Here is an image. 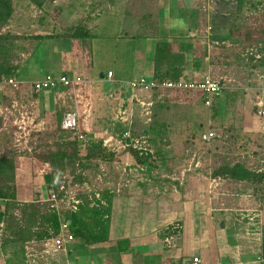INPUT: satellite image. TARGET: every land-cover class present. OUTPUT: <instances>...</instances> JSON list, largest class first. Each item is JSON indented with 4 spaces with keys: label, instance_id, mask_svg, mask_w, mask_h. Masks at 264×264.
<instances>
[{
    "label": "crops",
    "instance_id": "obj_1",
    "mask_svg": "<svg viewBox=\"0 0 264 264\" xmlns=\"http://www.w3.org/2000/svg\"><path fill=\"white\" fill-rule=\"evenodd\" d=\"M218 2H213V0H176V3L171 6L168 0H90L88 2L84 0H47L44 7L40 9L37 3L32 0H13L14 13L7 26V31L16 36L28 37L27 39L15 40L17 46L20 45L27 49V52L22 54V62H20L23 66L22 74L26 75L20 79L22 83L20 91L22 86L32 87L34 81L51 75L48 71H44L45 74L35 72L33 65H41L45 69L53 70L55 65L51 60L46 59L47 56L52 54V50L61 54L63 51L70 50L74 41L78 40L80 42L81 39L69 36L68 29L78 25L81 21H85L88 27L91 26L93 17L90 16L91 13L87 12L94 9L99 11V20L102 25L116 26L117 29L114 32H117V38L126 40L127 44L124 43V47L119 50L120 55L116 53L111 44L105 43L106 48L102 53L112 47L108 55L110 60L105 61V67H95V54L91 52L90 60L75 61L65 71L56 73V76L53 74L51 76L55 78L67 76L71 79L81 77L84 82V76H82L84 73H80L79 67L86 68V65H88L89 67L86 69L92 68L94 71L86 72V80L95 81V83L100 81L109 82L115 86L114 91L109 96L113 97V100L105 99L108 108L112 105L109 113L111 115L114 113V120L119 110L131 111L133 114L134 104L143 117H149L148 112L153 103L152 93L138 94L136 92L133 94L128 88L124 87V83L126 82L128 87L131 81L140 77L150 79L157 44L167 38L172 39L173 43H170L173 50L187 54L189 64L186 68L184 80H187L186 78L191 75L198 81L200 77L202 79L207 75L209 70L200 77L194 74L202 71L199 68H194V60L198 61L200 57L206 58L204 52L199 48L203 45L211 47L210 37L212 32L210 31L212 29L220 30L212 23V18L218 15V11L215 13L211 11L212 4L216 6ZM119 23L120 28L118 30ZM181 26L188 27V29L182 30L180 29ZM192 26L195 29L189 30ZM128 35L133 37L125 38ZM36 37L45 38L39 39ZM209 56L208 51L207 57ZM125 64H127L128 69H125ZM71 68L73 71H70ZM137 71L146 75L136 77L135 72ZM110 72L112 73L111 78L108 75ZM6 79L8 78L4 80ZM16 80L19 81V79ZM28 80L33 81V83ZM8 85L0 84L2 104L3 101L5 102V96L7 95L3 87ZM68 90L69 88L61 87L54 91L55 93H52L51 97L58 94V98L61 99L65 97ZM13 91L20 92L19 90ZM40 94L41 92L38 95ZM134 95L137 97L132 102ZM91 100L94 108L96 105L97 108L100 107V110L104 108L102 96L91 95ZM72 101L76 104L75 99ZM247 102L250 103L249 100ZM123 103H127L128 107L122 106ZM14 104L19 105L20 109L18 111L14 109L7 111V109H4V104L0 112L7 111V117L12 114L14 122L16 118H20L19 114L22 113L26 116L28 124L30 116L22 112L28 106L17 99L13 100L12 105L14 106ZM76 112L78 114V125L80 126V114L78 111ZM260 120L258 131L264 133V120ZM115 121L117 124L114 127L112 123V126L107 125V128H100L97 121V126L90 123L84 124L82 127L87 130L85 132L94 135L95 138H98L95 135H101L102 137L100 136L98 139L104 141L107 136L120 135L125 131H131V128L128 126L127 129L125 124L122 127L121 123L123 122L119 119ZM131 122L133 125L134 114ZM144 124H146V121H144ZM59 125L62 129L61 123ZM106 130H109L110 133ZM77 132L85 135L79 129H77ZM133 138L138 139L134 136ZM147 140V138L140 139L142 148H146L148 145ZM123 141H118L113 145L118 144L116 146L118 147L123 144ZM168 157L170 158L168 163L164 162L166 160L163 159L159 164V170L154 171L151 175L133 169V158L129 154H125L116 163V167L120 171L117 181L120 183L114 185L116 181L107 182L108 185L115 188L118 194L113 201L110 241L95 246H85L83 244L84 249L92 253V258L95 255L107 257L106 260L102 259L98 264H149L142 259V255L155 254L151 264H191L192 258L195 256L201 258V264H264L261 257V228L264 221L252 220L244 223L242 217H237V213L240 211H254L263 205L254 197L253 187L244 189L247 186L231 185L213 179L209 165L207 166L205 161L196 159L197 155L187 159L181 157V154H171ZM46 165L37 164L35 170L37 176L44 178V182L39 187L42 190L46 189L47 196L41 197L39 193H34V199L21 200L18 197L20 201H48L50 190L47 187L46 176L50 171L47 170L46 174L41 172ZM194 172H196L195 176L192 175ZM18 178L19 174L17 172V184ZM145 182L147 184L143 186ZM158 182L159 188L155 189ZM104 184L106 185V182ZM201 188L207 193L204 202L197 200ZM159 198L165 201L158 200ZM3 205L4 203L0 200V210L3 209ZM202 206L203 212L200 216L198 210L202 209ZM127 210H134L135 217L132 220L127 219L125 229L115 232V225H119V222H114L115 218L118 216L119 221V218L122 215L124 216ZM195 210L197 211L196 214ZM178 213L181 214L180 219L172 221ZM163 214L167 217H163ZM169 225H175V228L182 229L183 233L169 236L166 233ZM156 234L162 235L161 243L158 240L156 242L149 241ZM171 237L174 238L173 243L175 246H170L167 243V240ZM74 242L78 241L68 244L67 252L64 255L75 252L72 247ZM159 253L161 254L160 262ZM61 254L46 255L43 264L67 262L68 258H63ZM0 259L2 260L1 264H7L2 256ZM91 264H96V256Z\"/></svg>",
    "mask_w": 264,
    "mask_h": 264
},
{
    "label": "trees",
    "instance_id": "obj_2",
    "mask_svg": "<svg viewBox=\"0 0 264 264\" xmlns=\"http://www.w3.org/2000/svg\"><path fill=\"white\" fill-rule=\"evenodd\" d=\"M32 1L37 3V6L42 9L47 0ZM13 5V0H0V83L5 78L14 77L19 79L17 81L22 84L20 79H22L23 66L20 62H22V54L26 53L27 49L20 45L17 46L15 40L27 39L28 37L16 36L7 31V26L14 13ZM90 16L92 17V15ZM218 31L214 29V34L210 37V43L217 50H221L218 48L221 44L231 45L233 43L235 31L234 27L224 35H220ZM68 33L71 38L75 39L93 37L85 21L70 27ZM42 38L45 37L39 39ZM171 46L168 41H159L157 44L153 71L151 77H149L151 80L162 83L167 81L176 82L184 78L187 65L189 64L187 54L176 52ZM211 48L212 46L208 47L205 45L199 48L204 52L206 58L200 57L198 61L194 60V68H199L202 71L209 70L205 76H210L215 80L221 79L223 76L211 74L217 68L215 66L220 59L218 57L220 54H216L215 51L212 52ZM208 51L210 53L209 57H207ZM240 60L247 66V82H250L249 80L255 73H264V45L259 44L257 48L254 47L249 52L247 51V54L240 57ZM227 78L231 82L235 80V78L234 80L231 79L232 76L231 78L227 76ZM186 79L197 81L191 75ZM230 81L225 83L227 85L221 93L211 95L198 90L185 91L163 88L153 91H138V94L152 93L153 103L150 108L151 111H149L150 115L147 117L150 118L149 122L144 124V121L139 119L133 125L132 122L123 124L126 125L127 129L128 126L131 128L132 136L138 139H148L146 148H137L133 145L125 147L124 144L118 147H116L118 144L107 146L103 139L95 138L94 135L92 136L85 132L86 130L84 133L87 142H84L80 139V133H76L77 130L74 131L73 136L60 134L62 132L60 125L55 131H38L39 133L35 131L32 136L21 133L18 126L15 124L13 126L7 125V122H5V120H8L7 111L14 109L13 100L21 101V97L13 91L15 89L11 85L3 87L7 94L4 106L7 111L0 112V200L4 203L3 209L0 210V257L2 256L7 264H43L45 261L44 257L47 255L45 254V243L61 235L60 227L64 222H70L69 233L73 235L74 241H80L85 246L108 243L110 241L113 201L118 194L115 188L108 185L107 182L116 181L114 185L120 183L117 181L120 171L117 169L116 163L125 154H129L133 158L134 164H132V168L137 172L151 175L154 171H158L159 164L163 159L166 160L164 162L168 163L170 159L168 156L171 155V152H167L161 147L157 148V137L150 138L146 135L148 131L156 130L159 135V143L161 144L164 142V137H170L174 130V127H169L164 122L165 118L162 112L159 111L162 109L171 110L173 105L177 107L181 103L185 104L186 107L182 108L185 111L189 109L188 105L191 106L201 102L205 104L209 100L213 102L211 108L214 113H218L224 109L225 100L230 99L231 93L232 96L238 94L237 91L228 92L231 89L230 87L233 86ZM240 87V90L244 91L243 86ZM226 92L227 94H225ZM34 94L38 95L39 92H34ZM96 94L95 96L101 97L100 93ZM223 94L225 95V100L222 105L219 102V98ZM136 97L132 99V102L135 101ZM198 98L200 99L197 100ZM108 100L112 101L113 97H109ZM121 105L126 106L127 103ZM111 107L112 105L109 108L107 107L104 99V108H101L103 114H101L102 116L99 119L100 128L109 126L111 115L109 111ZM4 124L6 127H4ZM230 132L233 133L232 129H228L229 139L226 142L230 153L227 152L228 155L225 159H219L218 154H216L220 151L218 143L221 141L216 132L211 140L216 142V144L209 147L208 154L197 155L196 159L205 161L207 166L209 165L211 177L217 181L230 183L231 185H250L253 187L254 197L263 205L259 210L240 211L237 213V217H242L244 223L252 220L264 221V161L247 160L244 155H242L243 158L236 160L239 156L238 154L241 153H237V150H235L238 149V142H234V140L241 141L240 147L241 149L245 148V150H242V152H245L247 151V145L252 140L250 137L258 136L260 139L264 137V133L263 135L253 133V135L249 134L247 136V132L242 130H239L237 135H230ZM204 133L207 132L205 131L201 134L202 141ZM113 135L119 140L123 136V134ZM192 141L196 143L195 137ZM259 145L260 148L258 150L264 155V139L263 143ZM211 147L217 149L215 154L211 153L213 151ZM31 152L38 165L48 164L50 166V172L46 176L47 187L48 190H54L57 193V202H22L19 200L17 184L19 159ZM181 157L187 159L191 158L192 155L187 157L183 153ZM212 159H215L216 165L211 164ZM105 182L106 185L104 184ZM146 184L147 182L143 186ZM61 187H64L63 191ZM69 196H74L79 201L77 211H71L64 207L63 201H66ZM175 225L167 227L166 233L169 236L183 233V230L175 228ZM261 232V257L264 260V222Z\"/></svg>",
    "mask_w": 264,
    "mask_h": 264
},
{
    "label": "rangeland",
    "instance_id": "obj_3",
    "mask_svg": "<svg viewBox=\"0 0 264 264\" xmlns=\"http://www.w3.org/2000/svg\"><path fill=\"white\" fill-rule=\"evenodd\" d=\"M84 1L88 2L90 0ZM168 1L171 6L176 3V0ZM217 1L219 2L216 4V6L212 4L211 9V11L214 13L218 11V15L216 16L214 14L216 17L212 18L213 25L217 26L220 29L218 31L220 35L227 34L229 30L234 27L235 37L231 45L221 44L218 47L221 50H217L214 45H211V51H215L216 54H220L218 56L220 58L219 63L215 66L217 68H215L213 72H211V74L221 75L223 77L228 76L229 78H231L232 76V80H234L235 78V80L233 81L234 83L230 81L233 86L230 87L231 89H229L228 92L237 91L238 94L232 96V93L230 92L231 97L230 99L226 100L225 95L223 94V96L219 98V102H221V104L223 105V102L225 100L226 105L224 109L218 113H214V111L212 110V101H210V104H203L201 102L192 104L191 106L188 105L187 107L189 109L185 111L182 109L183 107H186L184 103H181L177 107L173 105L171 110H160L159 112H162V115L165 118V120L163 118L164 122L167 123L169 127H174L173 133L170 134V137H164V142H162L161 144L159 143V135L157 134L156 130L148 131V134L146 136H149L150 138L157 137V148L161 147L167 152H171L170 154L184 153V156L187 157L191 155L200 156L201 154H208L209 147L215 145L216 142H203L201 140V134L205 131H212L213 133L216 132L218 134V137L221 138V141L218 143L220 146V151L217 152V149L215 147H211L214 151H211V153L215 154V152H217L216 154H218L219 159H225L228 155L227 152L230 153L226 145V142L229 139V134L227 133L228 129H232L233 131V133L230 132V135H237V132L239 130L247 132V136L249 134L253 135V133L263 135V133L258 131L260 129L258 123L261 120L259 119L260 117L255 114L256 107H254V100L252 96L248 95L246 90H240V86H246L248 81L246 75L247 66L242 62V60H240V57L245 56L247 54V51L249 52V50L254 49V47L257 48L259 44H261L262 46L264 45V0H236V2L235 0H213V2ZM87 13H91L93 15V22H91L92 25L89 26V28L94 38L91 37L86 40L81 39L80 42L76 40L74 41L73 47L70 50L63 51L61 54L58 51L52 50V54L48 55L46 59L51 60L54 63V69L49 70L43 68V66L41 65H33L35 72L38 71V73L45 74L44 71H48V73H50L51 75L53 74L54 76H56V73L65 71L66 69H68L69 65L71 63H74L75 61L90 60L91 52L95 54V67H105V61L109 59L108 55L112 47L115 49L116 53H119L120 55L119 50L124 47L123 44L126 43V40L117 38V32H114L117 27L112 25H102L99 20L100 13L98 10L95 11L93 9V11L91 10ZM119 28L120 23L118 25V30ZM180 29L186 30L188 29V27L181 26ZM194 29L195 28L192 26L189 30ZM210 32H212L211 34H214L213 29ZM131 37L132 35L125 36V38ZM163 40H167L173 43L172 39L169 38ZM105 43L111 44L112 47L102 53V51L106 48L104 45ZM88 67L89 66L86 65V68ZM86 68H83L81 66L79 67L80 73H84L82 75L84 76V82L79 86H75L74 89H69L68 93L66 91L65 97L62 96L63 98L61 99L58 98V94L55 97H51L52 93H55L54 91H44L41 92L40 95H36L34 94V92H32L33 90L31 87L22 86L21 91L19 89L21 93L17 92V94L21 97L22 103L25 106H28V111H26L27 109L25 107V109H23L25 111L22 112L30 116V122L25 125V132L23 130H20L21 133L30 134V136H32L35 131L37 133H39L38 131H55L56 129H58L59 123L62 122L63 113L65 114L67 112L76 111H78L80 114V126H77V129H79V131L84 132L86 130L85 128L84 130L82 127V125L84 124L86 125L94 123L95 126H97L96 121L99 122V119L102 116L101 114H103V112L100 110V107L97 108V105L94 108V106L92 105L91 95L95 96L96 93H100L103 99H109V96L111 92L114 91L115 86L109 82L106 83L104 81H100L95 83V81L91 82L86 80V72L94 71V69L92 68ZM125 69H128L127 64H125ZM70 71H73V69L71 68ZM205 72L206 71H198V73L195 72L194 74L200 77L203 76ZM135 73L136 77H138L139 75H146L143 72L139 71ZM25 76V74H21L22 78ZM28 81L33 83V81L31 80ZM124 87L127 88L126 82L124 83ZM225 94H227V92ZM73 99H75L76 104L74 103V101H72ZM148 99H150V97H148ZM199 99L200 98H198L197 100ZM247 100H249L250 103H248ZM4 104L5 102L3 101L2 104L0 99V110L1 108H3ZM133 106L134 123L139 119L149 122L148 119L150 118H147L145 116L143 117L138 109H136L135 104ZM126 107H128V104L126 105ZM3 112H5V110H3ZM261 118L264 120L263 117ZM7 119L8 120H5V122H7V125L13 126L16 122H18V118L15 119V122L13 121L12 114H10ZM115 120H117V117H115ZM115 120L113 113L110 117L109 125L112 126L113 123V127L116 126L117 123ZM121 126H124L123 123H121ZM4 127H6L5 124ZM106 131L109 132V130ZM74 133L75 132L71 130H62V132H60V134H62L63 136H73ZM95 136L100 138L101 135L97 134ZM194 137L196 143L192 141ZM250 138H252V140L247 145V151H245L247 153L242 152V150H245V148L241 149V141L234 140V142H238V149L235 150H237V153H241L238 154L239 156L236 160L243 158L242 155H244V158H246L247 160L252 159L255 161H264V155L258 150V148H260L259 144L263 143L264 137L259 139L258 136H252ZM215 159H212L211 164L216 165ZM36 166L37 164L35 163V158L32 152L29 154H25L19 159L18 197L21 200L34 199V193H39L41 197L47 196L48 192L46 191V189L44 188L42 190L39 187L42 182H44V178L37 176L38 174H36L35 170ZM195 174L196 172L192 173L193 176H195ZM250 187L251 186L248 185L247 188L244 189H248ZM157 188H159V182L157 183V185H155V189ZM206 197L207 193H205L203 191V188H201L197 196V200L204 202L206 201ZM158 200L164 199L159 198ZM259 209L260 208H258L257 210ZM198 212L200 216H202L203 206L202 209L198 210ZM196 213L197 211L195 210V214ZM134 217V210L125 211L124 216L122 215L119 218V221L117 216L114 222H119V225H115V232L120 229H125L127 219L132 220ZM163 217H167V215L164 216L163 214ZM180 217L181 214L178 213L172 221L179 220ZM162 238L163 237L161 234H156V236L150 238L149 241L156 242V240H158V242L161 243ZM72 247L75 249V252L70 253L69 255H64V253H62L61 256L65 259H68L67 262H59L60 264H91V261L95 259V256L96 264H98V262L102 259H107L106 256L103 257L99 255H95L92 258V253L89 250H85L83 244L80 241L74 242L72 244ZM154 258L155 254H148L145 256L142 255V259L149 264L152 263ZM160 259L161 254L159 253V262ZM1 262L2 260L0 259V264Z\"/></svg>",
    "mask_w": 264,
    "mask_h": 264
},
{
    "label": "built area",
    "instance_id": "obj_4",
    "mask_svg": "<svg viewBox=\"0 0 264 264\" xmlns=\"http://www.w3.org/2000/svg\"><path fill=\"white\" fill-rule=\"evenodd\" d=\"M109 78L112 77V73L110 72ZM227 81H230L227 77H223L221 79H213L210 76H205L202 80L195 82V81H188V80H179V81H167V82H157L154 80H149L145 77H140L137 80H133L128 84V89L135 94L138 91H153L158 90L159 88L163 89H172V90H185V91H192V90H198L203 91L208 95L221 93L222 90L226 87L227 84H225ZM250 82H247V85L244 86V90H246L248 95H251L254 100V107H256V115L264 118V73L257 72L255 75L249 80ZM224 82V83H223ZM82 83V78H68L67 76H60L59 78H55L51 75L45 76L43 79L36 81L32 85L33 92H44V91H56L61 86L66 87L69 89H74L75 86H78ZM0 84H9L11 85L15 90H19L21 87V84L14 78H8L4 80ZM136 95H134V98ZM207 104H210V101H207ZM149 106L151 104H148ZM14 110L18 111L19 105L14 104L13 106ZM148 115L150 113L148 112ZM132 112L127 110H119L116 117L123 123L130 122L132 120ZM18 122L15 123L16 126H18V129L23 130L25 132V125L27 124L26 116H24L22 113L19 114ZM78 126V114L77 112H67L64 114L62 122H61V128L62 130L66 131H75L77 130ZM215 134L213 132H207L203 135L202 139L205 142H209L214 138ZM80 139H82L84 142H87L85 139L84 134H80ZM125 140V141H123ZM118 141H123V144L125 147H129L130 145H133L134 147L141 148L142 143L140 139L135 140L132 136V133L130 130L125 131L123 133V136L121 140H119L115 136H107L105 139V145L112 146L113 144L117 143ZM47 170L50 171V166L47 164L45 168L41 171L43 174H46ZM61 190H64V187H61ZM48 201L49 202H57L58 195L54 190H50L48 194ZM78 203L79 201L74 196H69L66 201H63V205L66 209L71 211H77L78 210ZM69 225L70 222H64L61 224L60 227V236H58L55 239H52L45 243L46 250L45 254L52 255V254H58L61 252H67V245L72 243L74 241L73 235L69 233ZM178 227V226H177ZM173 237L169 238L167 240V243L170 246H175L173 243ZM191 264H201V258L199 256H195L192 258Z\"/></svg>",
    "mask_w": 264,
    "mask_h": 264
},
{
    "label": "clouds",
    "instance_id": "obj_5",
    "mask_svg": "<svg viewBox=\"0 0 264 264\" xmlns=\"http://www.w3.org/2000/svg\"><path fill=\"white\" fill-rule=\"evenodd\" d=\"M204 77H205V76H204ZM204 77H203V78H204ZM146 78H147V77H146ZM203 78H202V79H203ZM202 79H200V80H202ZM200 80H198V81H200ZM188 81H189V80H188ZM198 81H195V82H198ZM78 86H79V85H78ZM65 88H66V87H65ZM127 88H128V87H127ZM128 90H129V89H128ZM207 101H209V100H207ZM206 104H207V103H206Z\"/></svg>",
    "mask_w": 264,
    "mask_h": 264
}]
</instances>
